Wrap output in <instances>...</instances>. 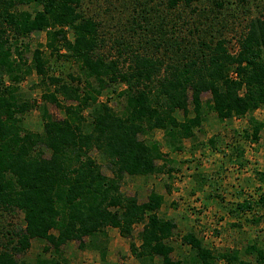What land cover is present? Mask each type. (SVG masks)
<instances>
[{"label":"trees","instance_id":"1","mask_svg":"<svg viewBox=\"0 0 264 264\" xmlns=\"http://www.w3.org/2000/svg\"><path fill=\"white\" fill-rule=\"evenodd\" d=\"M82 1L0 0V211L24 213L25 223L17 231L0 232V264H32L16 259L32 240L47 241L59 254L72 241L79 242L82 250L98 249L97 241L107 236L108 228L130 240V252L140 264H251L236 249L212 251L194 231L182 236L190 256L174 260L170 241L177 225L159 214L164 195L152 191L141 203L136 196L124 194L121 184L126 176L174 172L154 138L156 131L163 133L169 152L179 153L211 113L227 122L264 109V14L250 21L237 53H232L224 39L200 37L185 43L169 38V18L152 17L147 9L143 24L135 17L132 24L136 21L143 29L147 47L158 42L155 48H162L160 55L141 53L120 39L115 43L116 57H110L99 52L101 22L84 15ZM195 1L167 0L166 8H188ZM213 1L224 7V1ZM10 33L15 42L45 33L49 56L39 47L29 64L21 49L23 41L14 47ZM52 57L75 62L78 75H70L67 82L50 74ZM33 71L45 89L43 101L65 113L58 119L45 108L41 132L24 126L25 115L36 103L25 97L20 84ZM120 86H124L121 91ZM106 91L121 101V111L100 100ZM204 94L210 95L206 101ZM249 122L245 137L258 143L264 123L253 117ZM209 144L214 146V139ZM45 150L50 151L49 157ZM95 154L108 164L112 176L104 173ZM259 179L264 180V173H259ZM196 180L202 190L218 189L214 176L198 175ZM263 202L261 197L258 204L264 206ZM230 206L232 216L254 207L249 200ZM137 225L143 226L137 235L140 245L134 240ZM100 250L104 259L105 250ZM253 254L258 264L264 263L263 248L249 246L246 255ZM35 264L61 262L39 259Z\"/></svg>","mask_w":264,"mask_h":264},{"label":"rangeland","instance_id":"2","mask_svg":"<svg viewBox=\"0 0 264 264\" xmlns=\"http://www.w3.org/2000/svg\"><path fill=\"white\" fill-rule=\"evenodd\" d=\"M220 1H224L222 9L213 0H198L191 7L181 6L169 11L166 8L167 0H83L82 10L86 17H94L101 22L100 38L103 44L99 52L106 56L116 57L115 43L120 39L126 44H132L141 53L160 55L162 48L157 51L155 48L158 42L150 43L147 47L146 39L142 35L143 29L141 31L136 25L137 22L143 24L142 15L147 9L152 11V17L165 15L169 18L167 23L170 27L167 31L171 39L183 40L185 43H195L200 37L208 41L224 39L230 52L237 53L238 41L250 21L264 14V0ZM29 10L32 12L33 8ZM133 17L138 20L135 24H132ZM132 27L138 30L137 33L132 32ZM69 36L72 37V34ZM10 38L14 47L23 41L24 46L21 49L29 64L34 50L39 47L49 56L45 46V33L31 34L20 42H15L13 33H10ZM143 45L146 47L143 48ZM48 66L51 69L50 74L67 82H70V75L77 76L79 73L73 61L52 57ZM20 89L27 99L36 103V108L24 117L26 129L42 131V112L45 108L55 118L65 117L62 110L43 101L42 93L45 89L35 71L20 84ZM122 89L124 86L118 87L119 91ZM209 98V94L203 95L204 101ZM100 100L110 102V106L121 111V101L113 92L106 91ZM178 117L183 119L181 113H178ZM251 117L264 123V109H258L245 118L227 122H220L217 115L211 113L203 123L202 130L196 131L194 139L185 140L183 150L179 153L169 152L163 133L156 131L154 138L160 142L163 152L167 153L169 158L166 162L168 167H173L174 172L171 176L163 173L150 177L124 178L121 191L128 196H136L141 203L147 201L152 191L164 195L165 202L159 214L173 219L177 225L170 241L175 249L172 254L174 260H185L190 256V247L182 244V236L194 231L212 251L218 253L236 249L241 252L242 259L258 264L256 255H246V249L253 244L264 249V206L258 204L259 199L264 197V180L259 179V173H264V130L258 143L246 138L245 131L251 127ZM210 139H214V146L209 144ZM45 151L49 157L50 151ZM95 157L102 165L104 173L112 176L108 164L97 154ZM203 174L216 177L217 190H211L209 186H204L206 188L203 190L197 187L196 178ZM210 182L213 183V178H210ZM245 200L253 203V209L239 216H232L230 205ZM24 227V213L0 211V232L17 231ZM142 227L137 225L135 228L134 240L137 245L141 244L137 235ZM106 232L107 236L97 241L100 246L98 249L82 250L79 242L72 241L64 245L59 254L47 241L32 240L30 248L25 253L16 255V259L32 264L39 259L49 262L59 260L61 264H140L130 252V240L122 238L116 229L108 228ZM86 241L88 243V239ZM48 247L49 250L46 251ZM100 249L105 250L104 259ZM154 263L161 264L159 261ZM218 263L225 264L223 261Z\"/></svg>","mask_w":264,"mask_h":264}]
</instances>
